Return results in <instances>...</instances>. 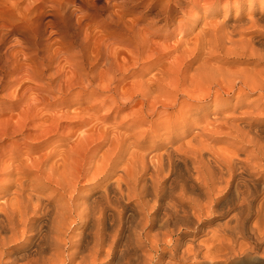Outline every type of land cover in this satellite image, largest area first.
<instances>
[{"label": "bare ground", "instance_id": "1", "mask_svg": "<svg viewBox=\"0 0 264 264\" xmlns=\"http://www.w3.org/2000/svg\"><path fill=\"white\" fill-rule=\"evenodd\" d=\"M232 4L151 77L53 72L0 108V264H264V0Z\"/></svg>", "mask_w": 264, "mask_h": 264}, {"label": "rangeland", "instance_id": "2", "mask_svg": "<svg viewBox=\"0 0 264 264\" xmlns=\"http://www.w3.org/2000/svg\"><path fill=\"white\" fill-rule=\"evenodd\" d=\"M233 1L221 0L217 7L201 11L199 22L193 20L198 12L190 7V0H0V108L14 103L19 97L16 94L24 89L36 92L47 88L53 72H57V81L78 67L89 76H100L105 68L123 63L129 66L128 72L122 73L126 82L134 75L151 77L156 70L150 63L157 57L167 61L176 47L191 44L202 23L232 19ZM144 38L148 42L143 44ZM146 43L150 45L147 48ZM139 45H145L147 51L140 49V55L146 53V59L137 57ZM26 72L32 73L33 80L21 76ZM16 104L20 107L22 101ZM209 144L223 150L227 139ZM208 233L200 234L199 241L210 243L212 233Z\"/></svg>", "mask_w": 264, "mask_h": 264}]
</instances>
